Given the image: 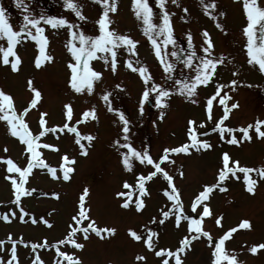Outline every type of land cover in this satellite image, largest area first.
I'll use <instances>...</instances> for the list:
<instances>
[{
  "label": "rangeland",
  "instance_id": "rangeland-1",
  "mask_svg": "<svg viewBox=\"0 0 264 264\" xmlns=\"http://www.w3.org/2000/svg\"><path fill=\"white\" fill-rule=\"evenodd\" d=\"M86 19L81 20L74 12L64 7V0H23L20 7L17 0H0L6 16L14 28L23 23V16L29 12L35 16H55L66 18L76 26L75 30L88 35L98 34V20L102 6L94 0H77ZM155 13V21L158 22L160 10L157 0H149ZM264 7V0H258ZM118 10L109 13L112 20L110 28L121 34H127L138 41L135 51L129 53L126 47L117 49V70L112 72L105 61L98 57L91 60L90 66L102 72V79L94 82L93 91L87 92L86 88L80 93L68 83L70 69L68 62L73 59L67 50V42L70 39L67 26L52 28L43 21L44 34L48 39L46 54L51 55V61L43 62L41 67L35 66V56L39 54L34 41H22L16 46V51L21 57L18 71H12L10 65L0 63V89L12 95L14 106L19 113L27 107L34 93L28 88L31 80L41 97L37 105L29 110L25 120L33 135L41 130L39 125L40 113H47V128L62 126L65 122V104H71L73 117L67 121L70 126L78 128L82 136L91 135L93 140L82 139L81 143L87 149L86 154L75 142V134L61 132L59 128L55 132H47L40 138L41 145H55L58 150L40 147L41 159L50 167L57 170V178L45 168L33 169L25 187L33 189L31 195L22 197L21 206L28 214L25 221L12 218L5 222L0 219V240H5L3 249L0 250V264H7L10 253L8 249L11 242L6 238L11 233L17 240V252L19 264H31L34 253L31 243H42L47 238L50 244H54L66 234L70 217L75 214L79 196L83 189H89L86 197V206L91 208V216L98 226H111L116 228V233L111 237L100 239L94 234L89 239L78 238L85 247L82 252L71 246H61V250L72 251L78 255L83 264H160L152 251L147 250L142 242L132 240L127 232L133 228L143 232L142 225L152 227L158 233V247H167L172 250L178 246V241L187 234V222L182 221L179 228L174 224V216L165 220L164 224L149 223L153 217L160 218V212L167 210L171 202L163 195V189L167 183L163 176L158 174L153 180L146 183L149 195L143 196L146 207L141 212H136L134 207L124 209L121 207L122 198L115 195L118 191H129L123 188V182L133 184V199L140 195L135 188V178L138 174H147L154 170L151 166L141 164L133 158V170L128 171L122 164V153L127 151L126 144H132L138 151L147 148L154 160H158L166 147H176L188 140L187 121L192 119L199 139H206L212 145V149L189 153H170L173 162H163L162 167L174 178V183L180 190L184 211L188 215L196 216L191 210V201L201 190L202 185L216 182L217 171L221 166V154L228 152L233 159L240 161L242 165L249 167L264 166V138H258L254 129L250 130L252 139L242 141L239 145L229 144L228 139L232 135L237 138L242 135L239 129L254 123L256 119L264 120V72L259 64L248 63L247 51L244 47L246 37L242 29L247 23L243 0H216V8L209 9L210 16L205 11L201 0H176L173 4L168 0L166 9L172 14L171 21L175 45H168L165 49L171 53L173 50L179 53L178 57L169 55L167 59L175 67L170 74H165L163 66L155 56L151 41L143 33L142 21L138 20L132 9V0H117ZM27 8V12L25 11ZM184 8L188 11L185 13ZM223 13V15H220ZM222 27H217V25ZM207 30L212 41L211 56L222 58L223 63L217 65L213 77L207 85H198L195 94L191 97L179 91H171L165 98V105L157 107L155 93L151 94L145 102L144 111H139V100L146 85L137 72L126 66L125 61L132 60L133 66L146 65L153 80L152 82L175 89L180 86L176 80H188L195 74V63L198 58L205 55L202 48L205 39L202 33ZM188 33L192 36V48H189ZM160 39V38H157ZM5 43L6 41H0ZM195 50L196 58L191 67L185 66L183 60L187 53ZM10 60L12 57L9 58ZM236 81L235 84L231 83ZM120 85V87H116ZM220 87L222 96L229 97L225 103L230 107L237 103L238 107L230 111L229 118L223 126L231 127L235 131L227 133L221 139L219 130L213 132L215 120L223 114L224 105L219 98L213 102V117L209 120L206 112V102L212 96L217 87ZM104 91L110 93L109 102L115 109L123 111L130 121L127 139L122 133V122L115 112L108 110V103L102 99ZM95 108L96 119H81L83 110ZM163 112V119L160 113ZM201 121L203 124L201 125ZM264 130V126H262ZM119 141V144L116 143ZM8 151L5 152L4 148ZM17 137L8 132L5 121H0V157L11 158L19 166L27 163V153ZM67 154L70 161L63 162L62 156ZM61 163L67 168L74 169L70 173L68 181L63 180V171L59 167ZM6 162H0V213L15 211L17 217L19 209L13 201V189L11 182L5 177ZM182 171L183 176L179 175ZM18 175V174H17ZM252 178L257 179L255 194H249L244 187L242 174L237 173L240 179L231 177L221 184L225 191L214 189L207 201L213 212V217L205 218L203 228L209 231L215 238L223 234L230 227L236 226L242 219H249L252 228L238 229L232 237L226 241V248L234 250L238 259L244 264H264V250L257 254L248 252V248L255 243H264V179L252 173ZM58 194V198L51 195ZM202 209L198 208L197 211ZM29 216H34L39 221L43 216L48 219L52 227H47L42 222L32 224ZM215 216H222V226H216ZM23 240L24 243H20ZM211 247L206 237L192 241L191 246L183 255V264H210ZM39 255L45 264H53L57 259L54 248L39 249ZM143 255L146 260L137 261L136 256ZM174 264V261H172Z\"/></svg>",
  "mask_w": 264,
  "mask_h": 264
},
{
  "label": "snow or ice",
  "instance_id": "snow-or-ice-1",
  "mask_svg": "<svg viewBox=\"0 0 264 264\" xmlns=\"http://www.w3.org/2000/svg\"><path fill=\"white\" fill-rule=\"evenodd\" d=\"M94 2L102 6V11L99 15L97 21H95L98 26V34L88 35L82 31L75 30L76 26L71 24L66 18L55 17V16H45L39 15L38 17L32 13H28L23 16V23L19 24L16 28L12 26L9 19L6 16L5 9L0 7V41H6V45L0 42V63L8 66L10 65L12 71H18V65L21 63V57L18 55L16 46L22 41L31 40L34 41L36 47L39 50V54L35 56V66L37 68L41 67L43 62L51 61L53 57L46 54V45L48 39L44 34V27L41 24L43 21L52 28H61L67 26V31L70 39L67 42V50L73 57L72 60L68 62L67 67L70 69V79L68 83L75 90V92L80 93L83 90L91 93L93 91V86L95 81L102 79V72L95 70L90 66V61L96 59L99 54V58L105 61L106 66L110 67L112 72L117 70V49L120 47H126L129 53L135 51V45L138 41L134 40L131 36L127 34H121L116 32L115 29L110 28L112 20L109 13H115L118 10L117 0H94ZM168 0H157L158 8L160 10V16L158 22L155 21V13L153 11V6L150 4L149 0H132V9L138 20L142 21L143 33L151 41L155 56L159 60L160 64L163 66V71L165 74H170L175 65L167 59L169 55L172 57H178L179 53L173 50L171 53L167 52L165 49L168 45H175V38L173 35V26L171 21V13L166 9V4ZM173 4L176 0H171ZM203 7L206 12L211 16L212 13L209 9L216 8V0H201ZM23 0H17V6L20 7ZM64 7L70 9L74 12L76 17L81 20L86 19L84 17L81 6L78 4L77 0H64ZM27 12V8H25ZM183 11L186 13L187 8ZM243 11L247 20V23L242 29L243 35L246 37V43L244 45L247 56L248 63L252 64L256 62L259 64V68L264 72V7H261L258 0H243ZM223 15V13H220ZM217 27H222V25H217ZM205 39V45L202 48L203 55L198 58V63H195V74L188 80H176L175 84L179 85V88L169 89L160 83L152 82L150 87L149 83L153 80L149 69L146 65L140 64L136 67L133 66L132 60L128 59L125 61L126 66L134 72H137L142 78L146 87L144 88L141 98L139 100V111L143 113L144 105L147 100H149L151 94L155 93V101L157 107H163L166 103L165 98L170 95L171 91H179L182 94H187L191 97L195 94L198 85H207L209 80L213 77L217 65L223 63L222 58H213L211 56V50L213 44L209 38L207 30L202 33ZM160 38V39H157ZM189 48H192V36L188 33ZM12 57L10 60L9 58ZM194 58H196L195 50L187 53L183 63L185 66L191 67L194 64ZM231 83L235 84L236 81ZM28 88L34 93L33 98L19 113L14 106V100L11 94L0 89V121H5L8 126V132L11 136L17 137L19 141L25 145L24 152L27 153V163L25 166L21 167L13 161V159L0 157V162H6V171L9 173L5 178L11 182V188L13 189L14 205L19 209L20 215L17 217L15 211H10L8 213H0V219L5 222L10 221L12 218H18L20 221H25V217L28 215L25 209L21 206L22 197L31 195L34 191L25 187V183L28 180L33 169L36 167H41L47 169L53 178H57V170L54 167H50L46 164L40 157L41 152L38 149L42 146L44 148L58 150L55 145L38 143L41 137H44L47 132H55L57 128L61 132L67 130V132L74 133L76 138V143L80 146L81 150L86 154L87 149L84 144L81 143L82 139L91 141L94 139L90 134L87 136H82L78 128L75 126H70L67 121H71L73 117V109L71 104L64 105V115L66 122L62 126H56L52 128L45 127L47 121V113H40L39 115V125L41 130L38 134L33 135L29 129V126L25 120L26 114L30 109L37 105L38 99L41 97L40 91L35 88L32 81H28ZM120 87V85H116ZM110 93L104 91L102 94V99L108 103V110L115 112L119 120L122 122V133L127 139V134L129 133L130 121L126 118L123 111L115 109L111 106L109 102ZM219 98L220 104L224 105L223 114L218 120H215V127L212 129L213 132L219 130L221 139L224 138V133H233L235 130L231 127L224 125V122L229 118L230 111L238 107L237 103H232L229 107L225 101L229 97L222 96L220 93V87L218 86L216 92L207 98L206 102V112L207 118L209 120L214 119L213 117V102L215 99ZM164 113H160V118L163 119ZM88 118L96 119V109L90 108L83 110L81 114V119L77 120L75 123L80 124L82 120H87ZM187 136L188 140L176 147H166L163 149V154L159 156L158 160H154L150 155L147 148L142 151H138L132 146V144H126L124 147L127 151L122 153V164L123 167L128 170H133V158L139 161L141 164L149 165L154 170L147 171V174L140 173L135 178V188L138 189L140 195L133 199V184L128 183V181L123 182V188L129 189V191H118L115 195L122 198L121 207L124 209H129L134 207L136 212H141L145 207V201L143 196L149 195L146 183L157 177L158 174L162 175L167 183V187L163 189V195L171 202V206L167 210L160 212V218L153 217L149 223L164 224L170 216H174V224L177 228L180 227L182 221L187 222V234L184 235L178 241V246L174 250L167 247H158L157 238L158 233L153 230L152 227L147 225H142L144 231L138 232L133 228H128L127 232L129 237L135 242H142L146 246L147 250L152 251L157 258H160V264H183V255L186 253L191 246L192 241L200 239L201 237H206L207 242L211 247V258L210 264H244L243 261L239 260L234 250H229L226 248V241H228L232 235L238 229H248L252 228V223L249 219H242L236 226L228 228L223 234L218 237H213L209 231L203 228V221L205 218L213 217V212L211 210L210 204L207 202L210 199V194L214 189H219L220 191H225L226 189L221 187V184L231 177L240 179L237 173L242 174V179L244 183L245 190L249 194H255L256 186L258 183L257 179L252 178V173H256L261 179H264V166L261 167H249L242 165L239 160L233 159L228 152H223L221 154V166L217 171L216 182L212 184L202 185L201 190L191 201V210L196 212V216L188 215L184 211L183 201L181 199L180 190L174 183V178L169 174L168 171L162 167V163L173 162L170 157V153H189L192 149L200 151L201 149L210 150L213 145L206 139H199L198 135H203V133L198 134L196 129V122L192 119L187 121ZM203 121H201V125ZM264 120L256 119L254 123H249L247 126H243L239 129L242 133L239 138L236 135H232L230 139L227 140L229 144L239 145L242 141H250L253 137L250 135V130L254 129V133L258 138H264ZM119 144V141H116ZM4 151L7 152L8 149L5 146ZM62 161H70L67 154L62 156ZM63 171V180L68 181L70 179V173L74 171L72 168H67L64 163L59 166ZM18 174V175H17ZM183 172L180 171L179 175L183 176ZM89 189L85 187L82 194L79 196L77 202V208L75 214L70 217V222L67 225L66 234L57 239L54 244H50L47 238L44 239L42 243H31L30 247L34 253V258L31 260V264H45L44 260L39 255V249L54 248L57 259L54 260L53 264H83L81 258L72 251L61 250V246H71L73 249L82 250L85 245L83 242L79 241V237L82 235L83 240L90 238L92 234L100 239L106 237H111L116 233V228L111 226H98L96 220L91 216V208L86 206V197L88 196ZM52 196L58 198V194L55 192L51 193ZM2 203V202H0ZM200 208L202 210L197 211ZM29 220L32 224L42 222L47 227H52V224L48 219L43 216L39 217V221L34 216H29ZM222 216H215L214 223L216 226H222L221 224ZM11 242V247L8 249L10 253L8 257L7 264H19L18 252H17V240L12 238L11 233L6 238ZM20 243H24L23 240ZM5 240H0V250L3 249ZM248 252L252 254H257L258 251L264 250V243L252 244L248 249ZM136 260L143 262L146 257L143 255H137Z\"/></svg>",
  "mask_w": 264,
  "mask_h": 264
},
{
  "label": "bare ground",
  "instance_id": "bare-ground-1",
  "mask_svg": "<svg viewBox=\"0 0 264 264\" xmlns=\"http://www.w3.org/2000/svg\"><path fill=\"white\" fill-rule=\"evenodd\" d=\"M65 235V234H64ZM84 249V248H83ZM83 249L82 250H79L80 252H82L83 251ZM44 260V259H43Z\"/></svg>",
  "mask_w": 264,
  "mask_h": 264
}]
</instances>
